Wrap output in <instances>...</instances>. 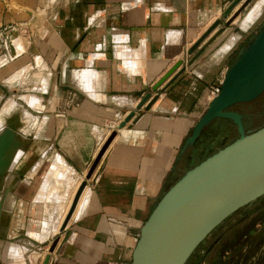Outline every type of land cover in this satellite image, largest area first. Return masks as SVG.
I'll use <instances>...</instances> for the list:
<instances>
[{
    "label": "crops",
    "instance_id": "crops-1",
    "mask_svg": "<svg viewBox=\"0 0 264 264\" xmlns=\"http://www.w3.org/2000/svg\"><path fill=\"white\" fill-rule=\"evenodd\" d=\"M233 1H0V89L20 91L16 98L38 119L35 132L26 124L3 135L11 139L4 169L12 167L3 184L9 194L0 210V264H43L59 235L62 202L109 135ZM263 16L264 0H254L164 84L149 110L118 130L50 264H132L141 229L167 191L220 149L211 138L216 121L183 151L211 103V87L224 80ZM17 99L11 101L22 106Z\"/></svg>",
    "mask_w": 264,
    "mask_h": 264
},
{
    "label": "water",
    "instance_id": "water-1",
    "mask_svg": "<svg viewBox=\"0 0 264 264\" xmlns=\"http://www.w3.org/2000/svg\"><path fill=\"white\" fill-rule=\"evenodd\" d=\"M242 1L234 0L224 11L223 18L215 21L188 49L186 58L178 61L155 85L154 94L147 93L136 109L128 113L112 131L80 184L59 235L53 240L43 264H50L60 242L68 240L67 229L79 201L118 135V130L125 128L137 116L138 111L144 108L149 110L159 100V90L166 89L167 84L180 77L186 71L187 64H192L254 0H245L234 12ZM263 94L264 25L228 69L220 95L211 101L194 126L183 151L194 147L204 131L220 119L231 121L236 126L239 137L187 171L167 191L141 229L132 264H187L197 248L220 225L241 209L264 197V126L248 130L244 115L235 110L236 105L253 102ZM2 143L3 141L0 142V152L4 149ZM11 167L12 163L0 170V192L4 194L0 210L4 209L5 197L9 194V191H3V184Z\"/></svg>",
    "mask_w": 264,
    "mask_h": 264
},
{
    "label": "rangeland",
    "instance_id": "rangeland-1",
    "mask_svg": "<svg viewBox=\"0 0 264 264\" xmlns=\"http://www.w3.org/2000/svg\"><path fill=\"white\" fill-rule=\"evenodd\" d=\"M263 24H264V16L260 20V22H258L255 26H253L252 29L249 31L247 39L244 40V43H243L244 46H247V44L257 35V33L262 28ZM28 74L29 73H27V74L25 73V77H24L25 80H26V77L28 76ZM30 74H32L30 76V78L31 79L34 78L33 80H35L36 79L35 78V76H36L35 73H30ZM7 85L10 86V84H7ZM10 87H12V85ZM10 89L4 88V87H2L0 89V113L2 112L4 106L8 102H10L11 100H14V99L16 100L17 99L16 96L21 93L20 91H15V90L13 91V88H10ZM17 101L20 103V105H22L28 111V113L25 111V109L22 106H20L21 111H22L21 114L25 113L24 115H26L25 117H23V120L25 118L26 119L24 121H22L21 120L22 117H20L21 118V119L19 118L20 120H15L16 117L14 118L13 116H18L19 117V115H17V112H16V114L14 113L15 115L12 114V117L14 118V121H19V122L22 123V122H25L26 120H28V121L25 122V124L26 123L28 124V122H29L27 130L28 131L32 130V132H35L36 125H37V120H38L37 117H36V113L29 106H27L26 102H24L22 100H19V99H17ZM239 110H241L243 113H245V115H244L245 124L250 130L258 129L259 125H262L264 123V117H253V115L251 114V113L258 112V110H259L258 108L256 109L253 105L242 104V105L239 106ZM263 111H264V107H263L262 112ZM263 115H264V112L262 113V115L260 114V116H263ZM12 117H8L10 119V121H7L8 119L5 121L4 124L6 125V127L3 128V126H5V125L0 126V135L2 134L0 137L1 138L4 137V139L2 141L3 142L5 141V143H6L5 139H7V138H5V136H3V133L5 135V133L7 132L6 129L8 127L10 129L11 125H12L11 129H14V131H16V129H17L16 128V124L19 123V122H15L16 124L14 125ZM8 122L9 123L12 122L11 125H9ZM21 123H19L18 130H19L20 127H21L20 129L25 128L24 127L25 124L24 123L21 124ZM20 124H21V126H20ZM4 130L6 132H4ZM216 131H217V133L214 132L213 136H211V138L214 141L215 147H218V148H220L221 146L227 144L229 141L233 140L238 134L237 128L234 126V124H232L230 122H227V121H221V120H217V122H216ZM3 145H4V143H3ZM3 152L4 151L0 152L1 153L0 156L3 157V159L0 157V161H1L0 162V170H4L5 154ZM262 201L264 202V197L261 199V201H259V203L257 202V203H254L250 207H247V208L245 207V208L241 209L240 211H238L237 213L232 215L229 219H227L219 227V229H221L223 231H228L230 227L234 226L235 228H233L232 232H231V235H232L233 238H234V234H236V231L239 234H243L248 228H250V225H248V224L250 223V221L252 219L257 220L258 222L261 221V220H264L262 218V217H264V208L261 205V204H263ZM250 209H255L256 212L252 215L251 219H246V213H248V212H245V211H249ZM215 236H216V234L214 235V232H212L210 234V236L197 248V250L194 252V254L192 255V257L190 258V260L188 261L187 264H201L202 263V261H201L202 258L201 257L204 255L205 251H207V249L213 244V242L215 240ZM229 239H230V233L227 235L226 241L229 242ZM212 259L213 258L211 256L209 262L207 261L206 264H211ZM199 262H201V263H199Z\"/></svg>",
    "mask_w": 264,
    "mask_h": 264
},
{
    "label": "flooded vegetation",
    "instance_id": "flooded-vegetation-1",
    "mask_svg": "<svg viewBox=\"0 0 264 264\" xmlns=\"http://www.w3.org/2000/svg\"><path fill=\"white\" fill-rule=\"evenodd\" d=\"M237 111L244 114L242 111ZM263 198V197H262ZM261 198V199H262ZM254 203H259L261 201ZM263 202V201H262ZM252 203L251 205H253ZM261 203V202H260ZM250 205V206H251ZM264 208V202L261 204ZM261 206V207H262ZM246 213V219H251L252 215L256 212L255 209H250ZM264 219V217H262ZM264 220L257 221L252 219L248 228L243 234L236 231L234 238L231 235L234 226L230 227L228 231L219 229L215 231V240L213 244L205 251L201 257V264H206L212 256L211 264H264ZM230 233L229 242L226 241L227 235ZM232 237V238H231Z\"/></svg>",
    "mask_w": 264,
    "mask_h": 264
},
{
    "label": "bare ground",
    "instance_id": "bare-ground-1",
    "mask_svg": "<svg viewBox=\"0 0 264 264\" xmlns=\"http://www.w3.org/2000/svg\"><path fill=\"white\" fill-rule=\"evenodd\" d=\"M16 112H17V115H19V117H18V116H15V117H16L15 120H20V119H21L20 116L22 115V114H21V112H22V111H21V108H20V106H19L17 103L11 101L10 103L7 104V106H6V107L2 110V112L0 113V126L5 125L4 123H5V121L8 119V117H7L8 115H10V114L12 115V114H14V113L16 114ZM19 112H20V113H19ZM15 114H14V115H15ZM20 114H21V115H20ZM24 114H25V113H24ZM24 114H23V115H24ZM25 116H26V115H25ZM15 117H14V118H15ZM28 117H29V116H28ZM12 118H13V117H12ZM12 118H11V119H12ZM14 118H13L12 120H13V124L15 125V124H16L15 122H19V121H14ZM19 118H20V119H19ZM25 119H26V118H25ZM25 119H24V120H25ZM12 120H11V121H12ZM21 120L24 121V120H23V117H22ZM7 121H10V119H8ZM26 121H28V120H26ZM26 121H25V122H26ZM25 122H22V123L25 124ZM8 123H9V122H8ZM11 123H12V122H11ZM11 123H9V125H11ZM19 123H21V122H19ZM19 123H17L18 125L16 124V128H17V129L15 128L16 130H18ZM22 123H21V124H22ZM21 124H20V126H21ZM26 124H27V123H26ZM26 124H25V126H26ZM28 124H29V122H28ZM9 125H8V126H9ZM14 125H13V126H14ZM4 127H6V125L3 126V128H4ZM11 128H12V125H11ZM11 128L9 129V127H8V128H7L8 131H9L10 133H11V132H15L14 129H11ZM20 128H21V127H20ZM20 128H19V130H20ZM7 129H6V130H7ZM1 130H2V129H1ZM4 132H6V131L4 130ZM1 133H2V132H1ZM6 133H7V132H6ZM13 134H14V133H13ZM1 135H2V134H1ZM3 135H4V133H3ZM9 135H12V133L9 134ZM9 135H7V138H8ZM9 137H10V136H9ZM0 138H1V137H0ZM3 139H4V137L1 138L0 141L2 142ZM8 139H9V138H8ZM8 139H7V140H8ZM5 140H6V139H5ZM10 140H11V139H9V141H10ZM3 143H4V145H5V141H4ZM3 143H2V147L4 146ZM0 154H1V153H0ZM2 156H3V155H2ZM0 157H1V156H0ZM1 158L3 159V157H1ZM13 158H15V156H14ZM0 162H1V161H0ZM58 165L60 166L61 164L58 163ZM47 186H48V185H47ZM79 186H80V185H79ZM78 188H79V187H77L76 191H73L71 195L68 194V195H69V198H68V199H67V196H66L67 194H65L66 198H64L65 196L63 197L65 200H66V199H67V200H66V203H65L64 206H63V202H62V206H60V207H61V209H60V210H61V214H59V216H57V218H58V217H60V218H58V219H59V225H57V228H56L55 231H54L55 234H58V233L60 232V227L62 226V224H63V222H64V220H65V218H66V216H67V214H68V212H69V209H70V207H71V205H72L73 199H74V197H75V195H76V192H77ZM87 190H88V188H86V190L84 191V193H83V195H82V197H81V199H80V201H79V204H78L77 209H76V211H75L76 213L73 215L74 217H76V215H77L78 213H81L82 210H83L82 208H83V206H84V199H85V196H86V192H87ZM67 193H68V192H67ZM55 194H56V193H55ZM46 195H47V194H46ZM58 195H60V193L57 194V198H58ZM52 196H55V195H52ZM60 197H61V196H60ZM60 197H59V200H58V201H60V199H61ZM57 198H56V197L53 198V200L55 199L54 202L57 201ZM63 198H62V199H63ZM64 199H63V200H64ZM53 200H52V201H53ZM64 202H65V201H64ZM57 203H58V202H57ZM57 203H56V204H57ZM60 203H61V202H59V204H60ZM60 207H59V208H60ZM58 213H60V211H58ZM58 213H57V214H58ZM72 219H75V218L72 217ZM56 220H57V219H56ZM56 222L58 223V221H56ZM55 227H56V226H55Z\"/></svg>",
    "mask_w": 264,
    "mask_h": 264
},
{
    "label": "trees",
    "instance_id": "trees-1",
    "mask_svg": "<svg viewBox=\"0 0 264 264\" xmlns=\"http://www.w3.org/2000/svg\"><path fill=\"white\" fill-rule=\"evenodd\" d=\"M244 104H250V105H253L256 109H257V108L259 109L258 112L251 113V114L253 115V117H264V115H263V116H260V114L262 115V113L264 112V111L262 112L263 107H264V94L261 95L257 100H255V101H253V102H250V103H244ZM240 105H242V104H238V105H236V106H235V109H238V110H239V106H240ZM240 111H241V110H240ZM243 115H245V113H244ZM220 120H221V121H227V122L232 123V122L229 121V120H223V119H220ZM261 122H262V121H261ZM258 123H259V122H258ZM232 124H233V123H232ZM234 126H235V125H234ZM263 126H264V123H263L262 125H259L258 128L263 127ZM235 127H236V126H235ZM247 128H248V127H247ZM248 130H250V129L248 128ZM238 137H239V134H237V136H236L233 140H231V141H229L227 144L221 146L220 149H222V148H224L225 146L231 144V143L234 142ZM213 142H214V141H213ZM214 153H216V152H215V151H214V152H211V153L208 155V157L212 156ZM208 157H207V158H208Z\"/></svg>",
    "mask_w": 264,
    "mask_h": 264
},
{
    "label": "built area",
    "instance_id": "built-area-1",
    "mask_svg": "<svg viewBox=\"0 0 264 264\" xmlns=\"http://www.w3.org/2000/svg\"><path fill=\"white\" fill-rule=\"evenodd\" d=\"M0 1H6V0H0ZM222 82L220 81L218 84L213 85L211 87V93H210V100L212 101L215 97H217L218 95H220L221 90H222Z\"/></svg>",
    "mask_w": 264,
    "mask_h": 264
}]
</instances>
